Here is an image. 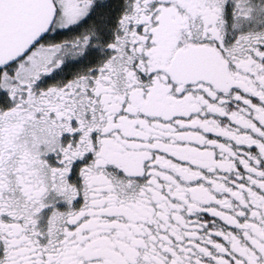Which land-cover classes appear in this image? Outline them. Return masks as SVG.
Returning <instances> with one entry per match:
<instances>
[{
	"label": "snow or ice",
	"instance_id": "6c2138e0",
	"mask_svg": "<svg viewBox=\"0 0 264 264\" xmlns=\"http://www.w3.org/2000/svg\"><path fill=\"white\" fill-rule=\"evenodd\" d=\"M0 264H264V0H0Z\"/></svg>",
	"mask_w": 264,
	"mask_h": 264
}]
</instances>
